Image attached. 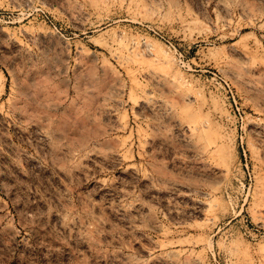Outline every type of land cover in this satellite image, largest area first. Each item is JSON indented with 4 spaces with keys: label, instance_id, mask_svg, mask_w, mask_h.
<instances>
[{
    "label": "rangeland",
    "instance_id": "374dc122",
    "mask_svg": "<svg viewBox=\"0 0 264 264\" xmlns=\"http://www.w3.org/2000/svg\"><path fill=\"white\" fill-rule=\"evenodd\" d=\"M0 264H264V0H0Z\"/></svg>",
    "mask_w": 264,
    "mask_h": 264
}]
</instances>
